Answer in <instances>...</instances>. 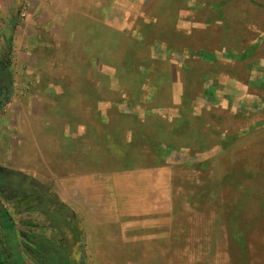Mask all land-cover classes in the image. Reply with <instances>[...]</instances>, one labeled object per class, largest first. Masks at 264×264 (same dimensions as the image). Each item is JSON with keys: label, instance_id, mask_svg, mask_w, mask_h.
Instances as JSON below:
<instances>
[{"label": "rangeland", "instance_id": "rangeland-1", "mask_svg": "<svg viewBox=\"0 0 264 264\" xmlns=\"http://www.w3.org/2000/svg\"><path fill=\"white\" fill-rule=\"evenodd\" d=\"M55 2L59 7L65 4L64 0ZM105 6V44H100L99 55H93L99 56V64L93 56L84 55L85 51L76 54L88 49L76 40L74 55H68L70 52L66 49L69 45L61 43V48L54 47L63 55L53 53L40 58L43 84L47 83L54 90L55 85L66 83V94L73 96L75 103L79 102L81 106L75 104L68 109L57 106L47 118L34 120L41 109L29 107L31 101L23 100V97H29L28 90H37L34 86L36 72H15V75H20L17 77L15 102L7 106L5 113L6 127L12 136L7 139L9 149L4 150L1 158L7 160L8 155L14 166L33 174L38 171L42 177L56 180L57 184H61L59 180L63 181L65 177L81 176L87 167V156L83 154L93 151L86 149L81 152L82 145L87 144L86 134L74 142L66 141L62 135L64 124L59 120V123L51 125L49 116L53 121L56 115L66 113L70 118L72 115L76 122L83 118L95 134L100 132L102 125L93 114L103 110L106 119L103 131L109 139V145L104 148L106 154H114L117 150L114 138L124 145L125 139L132 134L138 145L127 148L121 145L127 154L138 155V161L130 163L131 167L143 169L150 162L169 166V186L165 185L164 190L168 191L167 198L173 207L169 213L170 226L161 227L162 213H156L149 221L145 234L148 239L151 236L153 242L147 241L149 250L144 252L123 250L125 243L119 242L128 218L110 222L101 219L97 224L92 219L86 221L88 243H99L98 251L101 253L91 251L90 264H124L125 256L134 264H264V105H261L264 104V86L259 87L256 83L261 80V74H257V81H253L251 86V93L259 96L257 102L243 104L231 97L227 101L230 104L227 109L201 108L200 97H203L205 87L212 86L213 79L215 85L217 81L219 86L224 85L223 80L218 78L216 81V75L212 73V80L206 75V83L204 74H210L213 69L197 60L195 69L185 73L187 92L178 111L172 108L171 67L167 62L152 60L150 54L153 44L156 47L163 39L169 44L184 41L185 38L178 36L175 28L179 24L180 30L186 29L181 27L187 26L184 21L194 13L204 23L223 22L224 30L216 29L217 38L231 43L236 36L230 33L224 37V34L233 26H244L248 15L250 21L264 20V0H105ZM241 18L244 22L240 21ZM110 20L116 23L125 20L128 25L133 22L134 28L128 30L130 32L115 31L108 27ZM78 22L81 23L80 20ZM204 35L200 37L210 41V37ZM248 37L250 40L256 38L254 34ZM13 56L6 55L2 61L5 70L9 69L7 73L14 86L9 64ZM222 67L220 70L228 69L227 66ZM246 68L243 66L242 70L245 72ZM97 69L99 80L96 79ZM56 79L62 80L56 83ZM97 81L99 96L106 103H99L101 109L93 111L95 99L85 95H91L86 91L97 87ZM79 94L83 96L76 101ZM238 104L243 106L236 108ZM45 110L50 112V109ZM169 116L174 117L173 124L165 120L172 121ZM14 122L20 123L22 129L14 132ZM51 126L55 128L51 130ZM51 135L54 139H50ZM34 136L43 138L42 155L35 147ZM61 136L64 141L58 147ZM18 138L22 139L18 141ZM149 151L152 154H148ZM97 158L98 154H95L92 161H97ZM62 197L65 198L64 195ZM25 226L17 225L19 230H27ZM95 249L91 245V250Z\"/></svg>", "mask_w": 264, "mask_h": 264}, {"label": "crops", "instance_id": "crops-1", "mask_svg": "<svg viewBox=\"0 0 264 264\" xmlns=\"http://www.w3.org/2000/svg\"><path fill=\"white\" fill-rule=\"evenodd\" d=\"M55 1L56 0H0V66H3L2 60L6 55H14L13 58L9 60V64L11 63V77L15 80L13 86V89H15L9 104L15 102L14 97L17 93V77L20 75H15V72L19 70H23L26 73L36 72L34 86L37 90L32 92H28V90L27 96L29 97H23V100L25 99L28 102L31 101L32 105H29V107L34 106L41 109L39 116L35 117L34 120L37 118H47L48 115L53 113L52 109L56 110L57 106L62 109H68V106H74L75 104L76 106H81L79 102L75 103L73 96L66 94V83L58 84L59 86L55 85L54 90L52 87H49L50 85H47V83L46 85L43 84V73L40 70L42 65L40 61L41 55H52L53 53L54 55H63V53L58 52L54 47L57 46L61 48V43H67L69 47L66 50L70 52L68 55H74L73 44H75L76 41L80 43L81 46L88 48L76 54L85 51L84 55H99L100 44L102 46L105 44L104 35L107 29V8L105 6V0H91V2H89V0L85 2H81L82 0H78L77 2H74V0H64L65 4H61L62 7H59ZM215 7H220L221 9L219 5H215ZM237 8V11H240V8ZM182 11L183 10H181V12ZM247 19L248 21L245 22L242 18L240 19L241 22H244V26H233L229 32L224 34V37H226V34L229 36L230 33L233 37L236 36L235 39L229 43V41H226L224 38H217L219 35L216 29L224 30V27H222L223 22L216 20L211 24L204 23L199 21L194 13L188 20H183L187 22V26L185 27V25H183L181 28L186 29L180 30L179 24H177L175 28L178 36H183V38H185L183 39L184 41H179L178 44H169L163 39L161 41L162 44L156 42V47L154 46L155 43L153 44L150 52L151 59L167 62L171 67L169 73L172 79L171 88L174 92L172 101L173 109L175 108L178 111L181 109L179 107L187 92V85L184 78L185 73L188 70L192 71L195 69L197 60H199L201 64L209 65L211 69L216 70L214 72L212 70L210 74L207 73L204 74V76H211L210 80H212L213 75H216L215 80L217 81L219 80L218 78H220V80H223L224 85L219 86L218 81L217 85H215L213 79V85L205 87L203 97H200L202 104L200 103L201 105L199 106L201 108L203 106L207 109H227L230 105L227 101L231 97L239 99L243 104L246 102L258 101L259 96H254L251 93V86L253 81H257L255 80L256 76L260 74L261 80L256 83L259 87L264 86V20L259 19L250 21L249 15ZM78 20H80L81 23H79ZM86 20L87 22L85 23ZM128 24L129 23L125 20L123 22L119 21L118 23H116L115 20H110L108 22V27L119 32H130L131 29L134 28V23L131 22L130 25ZM225 28L227 29L228 25ZM201 34L210 37V41L206 40L205 37L201 38ZM249 34H254L256 38L250 40L248 37ZM89 37H94L96 40L91 41ZM213 39L219 41L215 42L216 40L214 41ZM93 57L99 64V56ZM15 62L17 65H15ZM222 66H227L228 69L220 70L223 68ZM243 66L247 67L245 72L242 70ZM208 69L210 68L208 67ZM98 70L99 69H97V71ZM98 73L99 71L96 74L97 80H99ZM253 74L256 75L254 76ZM23 76L25 77L27 74ZM207 76L206 83H208ZM61 80L62 79H56V83ZM20 87V90H23V87ZM99 87V81H97V87L90 88L88 89L89 91H86L88 94H91L85 95L87 98L95 99V106L92 107L93 111L97 110V108L98 110L101 109L99 108V103H106L105 99L99 96ZM51 91L55 93L51 95ZM76 96H78L76 100L78 101L83 95L79 94ZM101 97H103V95ZM201 100H199V102ZM262 100L263 99H261V101ZM225 103L226 107L224 106ZM9 104L0 112V165L26 174L47 187H50L61 202L65 203V205L75 213L83 230V245L85 244L88 261L90 262L89 253L91 251L100 253L98 251L99 243L94 245L89 241V244L85 233V222L91 219L97 224L101 219L110 222L120 220L121 217L128 218L129 222L125 227V233H123V237L121 236L119 238V242L125 243L123 250L128 248L127 251H130V249L131 251L137 250V252L148 251L149 247L146 245L147 241L151 240V243L153 242L151 236L149 235L150 239H148V235L145 234L146 231H148L149 221L155 217L156 213H162L164 216L160 221L161 227H168L167 225L170 223L169 213L173 206L168 201V191L164 190L165 187L169 186V166H163L161 164L146 165L143 169H139L137 166L132 168L130 163L137 162L138 155L133 156L132 154H127V151H123L121 148L123 144L120 142L118 143L115 138L113 144L115 145L114 148L117 150L114 151V154L113 152L106 154L104 148H106V145H109V139L105 131H103L106 128L105 111L99 110L97 113L98 115L93 114V117H98V121L100 120L102 126L100 132L95 134L89 129L88 121L83 118L78 119L76 122L73 116L71 115L72 120L68 117L69 115L66 112L65 115H56L57 117H55L54 121L52 120V116H49V123L51 125L52 123H59V120L64 124L65 128L62 135L65 137L64 139L66 141L70 140V142H74L75 139H79V137L82 138L84 134H86L85 138L87 139V144L82 145L81 152L86 149H92L93 151L83 154L87 156V167L83 169L84 172L81 176L65 177V180H59L61 184H57V182H55L56 180L53 181L51 178L42 177L41 174H38V171H34V174L26 172L23 168L16 165L14 166L10 163V157L8 155L6 156L7 160L1 158V154L4 150L9 149L7 139L12 136V132L8 130L9 127H6L7 116L5 113L7 112L6 108ZM239 105L243 106L242 104H238L236 108ZM261 105L259 104V106ZM45 109H50V112L47 113ZM172 118L174 119V117L169 119L172 120ZM165 120L170 124L174 123V120L170 121L166 118ZM141 121L142 123L146 122V120ZM12 128L14 132L22 129L20 123L17 124L16 122H14ZM54 128L55 127L51 126V130ZM91 133L92 135H90ZM41 138L40 136H34L36 143L35 147L38 148L40 155H42L41 148L44 146V144H42L44 143L42 140L43 138ZM21 139L18 138V141ZM50 139H54L53 135H51ZM15 140L17 141V137ZM62 141L64 140L61 136L58 141V147L61 146ZM138 143L137 139L131 134L129 139H125L122 147L127 148L134 144L138 145ZM167 145L168 144H166L165 147ZM149 153L151 152L149 151L148 154ZM95 154H98V158L97 161L94 162L92 161V157ZM106 161H108V163ZM62 187L64 189H62ZM62 195H64L65 198L62 197ZM91 245L95 246L97 249H95V251L91 250ZM124 260V264H134V262L129 261L126 256Z\"/></svg>", "mask_w": 264, "mask_h": 264}, {"label": "flooded vegetation", "instance_id": "flooded-vegetation-1", "mask_svg": "<svg viewBox=\"0 0 264 264\" xmlns=\"http://www.w3.org/2000/svg\"><path fill=\"white\" fill-rule=\"evenodd\" d=\"M12 86L9 74L0 67V89ZM47 188L28 175L25 177L19 171L0 165V214L5 213L12 219L18 241L17 248L10 243L8 247L0 244V264L89 263L78 221L72 212L65 211L68 207L58 200L55 192L51 190V194ZM17 220H32L33 224L44 221L48 224L49 227L44 228L50 230V236L41 235L45 238L47 246L37 243L41 238L38 237L40 234L18 231ZM73 221L75 224H72ZM57 230L63 237H58ZM6 239L4 243H8Z\"/></svg>", "mask_w": 264, "mask_h": 264}, {"label": "trees", "instance_id": "trees-1", "mask_svg": "<svg viewBox=\"0 0 264 264\" xmlns=\"http://www.w3.org/2000/svg\"><path fill=\"white\" fill-rule=\"evenodd\" d=\"M2 69L4 68L3 66H0ZM186 119V118H185ZM187 120V119H186ZM169 148V147H168ZM156 155V154H155ZM157 156V155H156ZM155 156V157H156ZM125 160H127V159H125ZM125 162V161H124ZM162 164V162L160 163V164H157V163H153V162H150L148 165H161ZM23 174V173H22ZM25 177H27V175L26 174H23ZM45 190H46V188H45ZM47 190L48 191H50V193L51 194H53L52 193V189L50 188V187H48L47 188ZM47 192V191H46ZM46 194H48V192L46 193ZM58 200H60L59 198H58ZM65 208V207H64ZM65 211H67L68 213H71V214H73L74 216H75V219L78 221V218H77V216L75 215V213L73 212V211H71L69 208H67V209H65ZM30 222H27V220H24V221H19V220H17V225H18V223H21V225H26L27 227H28V229L27 230H25L24 232H27V233H33V232H36V233H38V234H40L38 237H41L38 241H37V243L38 244H40V245H43V246H47V242L45 241V238H43V236H41L42 234L44 235H47V236H50V234H51V232H50V230L49 229H45L46 227L48 228L49 226H48V224H46L44 221L43 222H40V224L38 223V224H33L32 223V220H29ZM78 224H79V227L81 228V226H80V222L78 221ZM25 226V227H26ZM45 227V228H44ZM44 228V229H43ZM19 231V230H18ZM20 231H22V230H20ZM58 231V230H57ZM47 233V234H46ZM57 235H58V237L60 236H62V234L58 231V233H56ZM16 235H17V231H16V229H15V227H14V223H13V221H12V219L10 218H8L7 216H6V214L4 213H1L0 214V237H1V240H0V244H5L7 247L8 246H10V244H12V246L13 245H15L14 247H16L17 248V246H18V241H17V238H16ZM44 235V236H45ZM63 237V236H62ZM7 238V239H6ZM9 238V239H8ZM4 239H6L7 240V242L8 243H4L3 241H4ZM10 243V244H9ZM8 244V245H7ZM17 255V254H16ZM17 257H19L18 255H17Z\"/></svg>", "mask_w": 264, "mask_h": 264}, {"label": "water", "instance_id": "water-1", "mask_svg": "<svg viewBox=\"0 0 264 264\" xmlns=\"http://www.w3.org/2000/svg\"><path fill=\"white\" fill-rule=\"evenodd\" d=\"M14 89L13 86L11 88H1L0 89V112L6 107L7 104L10 103L11 97L13 95ZM81 226V224H80ZM80 231L82 230V227L80 229ZM81 238H84L83 234L81 235ZM84 264V262H83Z\"/></svg>", "mask_w": 264, "mask_h": 264}]
</instances>
